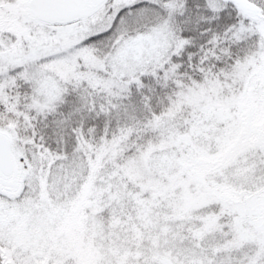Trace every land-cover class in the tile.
<instances>
[{"label":"snow or ice","instance_id":"6c2138e0","mask_svg":"<svg viewBox=\"0 0 264 264\" xmlns=\"http://www.w3.org/2000/svg\"><path fill=\"white\" fill-rule=\"evenodd\" d=\"M0 264H264V0H0Z\"/></svg>","mask_w":264,"mask_h":264}]
</instances>
